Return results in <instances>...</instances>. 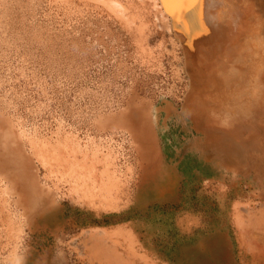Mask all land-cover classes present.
<instances>
[{
    "label": "rangeland",
    "instance_id": "1",
    "mask_svg": "<svg viewBox=\"0 0 264 264\" xmlns=\"http://www.w3.org/2000/svg\"><path fill=\"white\" fill-rule=\"evenodd\" d=\"M153 11L151 0H0V264L29 253L32 264H264V216L241 227L233 207L260 211L264 189L238 180L222 202L221 186L193 176L170 206H137V152L105 122L129 104L179 108L186 93L180 62L147 31Z\"/></svg>",
    "mask_w": 264,
    "mask_h": 264
},
{
    "label": "bare ground",
    "instance_id": "2",
    "mask_svg": "<svg viewBox=\"0 0 264 264\" xmlns=\"http://www.w3.org/2000/svg\"><path fill=\"white\" fill-rule=\"evenodd\" d=\"M151 1L154 11L148 13L147 31L151 25L150 33L160 39L163 52L180 62L186 93L179 108L172 99H161L160 105L147 101L143 109L127 114L134 107L129 104L105 122L106 128L126 133L137 152V206L143 200L147 207L178 201L193 176L203 177L207 189L215 183L221 186L217 195L223 196L222 202L230 199L238 180L254 191L263 190L264 0ZM131 101L137 102V97ZM181 131L189 139L180 138ZM235 202L241 227L245 218H255L253 227L261 226L257 217L264 216L263 203L254 212L250 205L238 210L240 200ZM43 218L46 224L49 216ZM214 242L213 236L201 241L200 253L215 248ZM28 256L17 264H32L35 258Z\"/></svg>",
    "mask_w": 264,
    "mask_h": 264
}]
</instances>
